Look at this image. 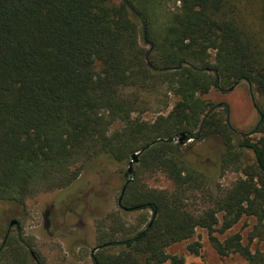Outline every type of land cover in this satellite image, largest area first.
Segmentation results:
<instances>
[{
  "label": "trees",
  "instance_id": "trees-1",
  "mask_svg": "<svg viewBox=\"0 0 264 264\" xmlns=\"http://www.w3.org/2000/svg\"><path fill=\"white\" fill-rule=\"evenodd\" d=\"M261 11L252 25L234 0H0V203L23 207L71 185L91 158L122 163L140 151L117 210L96 221L92 264H183L167 248L197 228L221 257L264 264ZM241 81L259 94L258 120L245 131L229 123L226 103L202 97ZM171 96L153 120L137 116L153 101L166 110ZM183 131L194 142L218 136V169L236 177L214 185L186 143L172 140ZM143 171L171 186H148ZM134 212L139 222L127 225L123 216ZM243 217L255 221L247 243L240 232L214 235ZM32 247L5 231L0 264H41ZM186 248L198 254L200 243Z\"/></svg>",
  "mask_w": 264,
  "mask_h": 264
},
{
  "label": "rangeland",
  "instance_id": "rangeland-1",
  "mask_svg": "<svg viewBox=\"0 0 264 264\" xmlns=\"http://www.w3.org/2000/svg\"><path fill=\"white\" fill-rule=\"evenodd\" d=\"M234 1L239 4L248 22L252 25V22H258L264 0ZM258 95L254 85L241 81L231 90L221 92L211 89L202 97L212 103H226L229 109V123L245 131L258 120L255 103ZM173 100L172 96L169 97L166 110L163 107L164 102L153 101V104L143 105L137 116L144 121L153 120L159 112L168 111ZM257 137L258 135H254L253 139ZM186 146L188 159L212 176L214 185H227L236 177L230 170L222 174L218 169L222 152V143L218 136L212 135L196 142L190 139ZM128 161L118 163L104 155L97 156L85 161L78 177L65 188L29 197L23 207L14 203H0V236L9 228L10 220L15 218L19 222L21 236L33 244L32 249L40 255L41 264H92L90 255L97 245L96 221L117 210V200L126 178L124 172ZM134 167L135 163L133 170ZM142 178L151 187L171 186L164 176L151 171H143ZM195 198L198 206L202 204L199 203V194H196ZM139 217L138 212L128 213L123 216V220L127 225H133L139 222ZM254 223L253 218L243 217L230 230L223 234L215 232L214 235L222 240L225 236L240 232L243 243H247L248 233ZM9 232L16 234L15 226H11ZM193 241L200 243L198 254L190 253L186 248ZM262 244L261 241L258 242L260 248ZM167 252L182 256L183 264H247L237 253L221 257L215 250L208 232L202 228H197L191 238L171 244ZM164 264L171 263L167 261Z\"/></svg>",
  "mask_w": 264,
  "mask_h": 264
},
{
  "label": "water",
  "instance_id": "water-1",
  "mask_svg": "<svg viewBox=\"0 0 264 264\" xmlns=\"http://www.w3.org/2000/svg\"><path fill=\"white\" fill-rule=\"evenodd\" d=\"M233 87L230 88V90ZM190 139H192L191 137V133L189 131H183L181 132L178 136L172 138V140L178 142L179 144H184L187 141H189ZM140 151L134 152L131 154L130 159L128 161V167H127V175L129 176V179H131V175L133 174V163H135L138 160ZM123 191V190H122ZM120 201V198H119ZM15 225L16 227V231L18 236L21 235V229H20V225L19 222L16 219H12L9 223V227ZM24 244H26L24 242ZM30 253L32 254L33 257H35L33 250L30 249Z\"/></svg>",
  "mask_w": 264,
  "mask_h": 264
},
{
  "label": "flooded vegetation",
  "instance_id": "flooded-vegetation-1",
  "mask_svg": "<svg viewBox=\"0 0 264 264\" xmlns=\"http://www.w3.org/2000/svg\"><path fill=\"white\" fill-rule=\"evenodd\" d=\"M14 219H15V218H14ZM11 220H12V219H11ZM11 220H10V221H11ZM16 220H17V219H16ZM9 223H10V222H9ZM13 226H15V225H13ZM9 228H10V227H9ZM9 228L7 229L8 232H9ZM15 228H16V227H15Z\"/></svg>",
  "mask_w": 264,
  "mask_h": 264
}]
</instances>
